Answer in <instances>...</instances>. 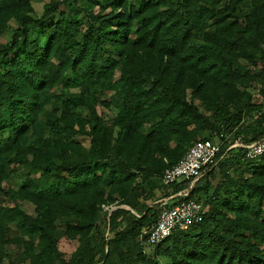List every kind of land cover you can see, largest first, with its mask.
I'll list each match as a JSON object with an SVG mask.
<instances>
[{
	"label": "trees",
	"instance_id": "trees-1",
	"mask_svg": "<svg viewBox=\"0 0 264 264\" xmlns=\"http://www.w3.org/2000/svg\"><path fill=\"white\" fill-rule=\"evenodd\" d=\"M32 2L0 0V264H264V0ZM182 199L202 220L147 253Z\"/></svg>",
	"mask_w": 264,
	"mask_h": 264
},
{
	"label": "built area",
	"instance_id": "built-area-1",
	"mask_svg": "<svg viewBox=\"0 0 264 264\" xmlns=\"http://www.w3.org/2000/svg\"><path fill=\"white\" fill-rule=\"evenodd\" d=\"M219 149V143L210 140L196 141L177 164L164 172L163 184L169 185L181 180L198 178L202 168L214 163ZM262 153H264V137L259 142L247 146L248 157ZM203 213V205L192 199L177 200L175 205L163 207L154 227L147 233L145 244L151 247L160 245L174 231L186 230L193 223L200 222Z\"/></svg>",
	"mask_w": 264,
	"mask_h": 264
},
{
	"label": "rangeland",
	"instance_id": "rangeland-1",
	"mask_svg": "<svg viewBox=\"0 0 264 264\" xmlns=\"http://www.w3.org/2000/svg\"><path fill=\"white\" fill-rule=\"evenodd\" d=\"M49 0H33V6L36 10L37 13H40L41 10H42V6L44 3H47ZM9 36V34L7 35ZM20 179H21V170L20 169H17L14 171L13 174H11V177H10V180H11V183H14V184H17L20 182ZM147 203H150V201H147ZM21 207L27 211L29 214H32L33 213V205L28 203V202H24L21 204ZM109 236L111 237L112 236V233L109 234ZM58 248L59 250L61 251V253L64 255V256H69L70 253L75 249V246L74 244L71 242V241H68L67 239L65 238H61L58 242ZM9 249L13 250L12 247ZM145 251L147 253H153L154 252V248L153 247H147L145 248ZM160 262L161 263H166L167 260L163 259V258H159Z\"/></svg>",
	"mask_w": 264,
	"mask_h": 264
}]
</instances>
